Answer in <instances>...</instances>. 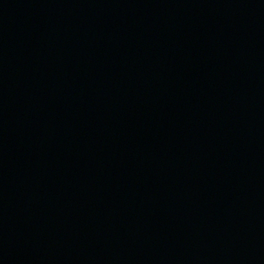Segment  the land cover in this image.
Segmentation results:
<instances>
[{
	"label": "water",
	"instance_id": "1",
	"mask_svg": "<svg viewBox=\"0 0 264 264\" xmlns=\"http://www.w3.org/2000/svg\"><path fill=\"white\" fill-rule=\"evenodd\" d=\"M0 264H264V0H0Z\"/></svg>",
	"mask_w": 264,
	"mask_h": 264
}]
</instances>
